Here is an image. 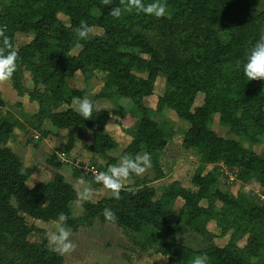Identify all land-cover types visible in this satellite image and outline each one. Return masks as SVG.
I'll use <instances>...</instances> for the list:
<instances>
[{"label": "trees", "instance_id": "1", "mask_svg": "<svg viewBox=\"0 0 264 264\" xmlns=\"http://www.w3.org/2000/svg\"><path fill=\"white\" fill-rule=\"evenodd\" d=\"M164 1L175 10L171 22H174L175 31L178 30V42L163 41L158 44L159 47H155L136 28L149 15L137 8L131 13H124L131 0H15L9 5H3L0 1V33L9 38V43L17 52L16 69L7 80L12 82L20 96L24 95L27 91L24 68H27L33 76L35 87L41 85L45 88L44 92L36 90L30 93V99L38 102L41 108L36 118L50 119L58 127H64L65 121L86 125L95 134V143L100 145L110 141L106 133L111 118L109 110L100 109L94 103L97 110L87 120L71 110L57 116L52 113L54 105H70L73 99L82 97L77 90L71 91L69 97L65 95L66 80L78 71H105L106 89L131 99L140 111L146 112L143 99L153 95L156 79L163 74L167 79L166 90L158 100V108L168 107L191 124L184 146L197 148L203 165L227 160L241 167L240 177H244L243 171L246 179L253 178L264 187V155L259 156L244 149L235 140L219 137L209 126L212 115L219 113L221 123L238 136L251 140L264 136V92L259 88L264 81H248L242 68L249 50L264 31V11H259L253 0ZM113 8L121 10L119 17L110 14ZM59 14L67 16L69 27L60 26ZM81 20L92 28H101L104 34L101 37L90 34L87 39H77L74 29ZM162 20L165 22L163 25L168 26V22ZM18 34L33 35V38L29 43L17 47ZM78 45L82 46L80 53L69 56ZM8 50H4L5 54ZM140 54L148 55L149 61L142 60ZM38 55L41 56V64L35 63ZM135 69L147 73V79L134 75ZM105 93L98 95V98L108 97ZM199 93L204 95L203 104L195 107ZM0 106H4L1 99ZM16 126V122L0 121L1 145L10 141ZM167 138L165 128L144 116L134 141L122 156L134 158L144 150L150 154L151 162L158 166L154 155L165 147ZM25 181L26 173L19 159L7 148H0V222L22 220L17 215L18 209L10 203L12 197L20 203L19 210L27 214L36 215L34 206L40 197L48 199L62 213H68L65 206L73 198L67 195L75 197V192L62 182V177H58L52 185L41 184L33 190L26 186ZM214 181L212 173L202 176L198 172L193 178L199 188L197 194L185 189H172L159 201L154 200L153 188L122 186L119 199L112 196L89 206L87 209L91 214L80 221L89 223L96 215L103 214L105 208H109L115 214L113 221L117 225L136 233L155 228L162 233L160 246L172 253L173 261L176 264H191L195 252L177 239L168 222L174 201L182 197L185 204L179 222H185L202 232L205 225L215 219L220 226H224V230L236 227L237 232L242 231V235L250 231L249 244L245 249L229 244L225 249L204 251L208 264H252L260 256L259 252L264 250V204H250L244 195H240L239 200H233L220 189L213 190ZM61 197L64 199L59 201ZM201 197L208 200L210 206L207 209L199 206ZM217 203H221V208L217 207ZM22 227L25 229L24 225ZM3 238L7 240L6 236ZM23 254L29 260L16 261L17 258L14 260L0 254V264L63 262L56 252L40 249L36 245L25 247Z\"/></svg>", "mask_w": 264, "mask_h": 264}, {"label": "rangeland", "instance_id": "2", "mask_svg": "<svg viewBox=\"0 0 264 264\" xmlns=\"http://www.w3.org/2000/svg\"><path fill=\"white\" fill-rule=\"evenodd\" d=\"M0 1L3 5H9L15 0ZM253 1L259 11H264V0ZM145 2L148 5L156 0H140L141 5ZM160 2L166 5L164 16L156 17L147 14L150 17L146 19L145 15V19L136 25L137 30L143 32L155 47L163 41L178 42L176 39L178 30L175 31L174 22H171L175 17V10L169 7L164 0ZM134 8L137 7L127 6L124 8V13H131ZM58 18L60 26H70L67 16L59 14ZM162 19L168 22V26L163 25L165 22ZM92 29V36L101 37L104 34L101 28ZM32 38L33 35L18 34L16 46H23ZM81 50L82 46L78 45L72 49L69 56H77ZM40 57L38 55L35 59L36 64L42 63ZM140 57L146 61L150 59L145 54H140ZM133 74L138 78L147 79V73L141 69H135ZM106 77L107 72L101 70L88 69L86 73L78 71L66 80L64 87L67 97L70 96L71 91L77 90L81 92L82 97L92 100L98 108L111 112L110 122L106 127L110 141L102 142L100 145L95 143L96 136L86 125L70 124L65 121L63 122L66 124L63 125L64 127H58L50 119L38 120L36 118L41 108L38 102L30 99V93L36 90L44 92L45 88L41 85L38 88L35 87L33 76L27 68H24V85L27 91L22 96L13 88L11 81H0V99L4 103V106H0V121L6 119L17 123L10 141L6 145L0 144V148H7L19 159L23 172L26 173V186L30 190L41 184L52 185L56 183L58 177H62V182L75 192V197L72 194L67 195L73 198L65 206L68 213H62L59 208L56 209L51 205L48 199L44 200L40 197L37 205L34 206L36 215L27 214L26 211L19 210L20 203L12 197L10 203L13 208L18 209L17 215L22 220L11 222L8 219L0 222L2 226L0 228V254L10 256L14 260L17 258L16 261H18L20 259L29 260L23 254L27 246L36 245L40 249L50 250L47 233L53 231L56 224H62L70 231V239L75 245L70 253L61 254L54 251L63 258L62 264H176L172 253L160 246L162 233L155 228H146L136 233L117 225L114 221L106 220L104 214L96 215L89 223L80 221L85 215L91 214L87 209L89 206L112 198L111 190L104 188L102 183H98L93 173L87 168L94 167L99 173L106 171L112 165H117L123 158L122 153L134 141L138 125L144 116H148L159 126L165 128L168 133L166 145L154 155L158 166L152 162L151 167L147 168L144 173L139 175L130 173L122 186L153 188L154 200L159 201L172 189H185L192 194H197L199 188L193 182L194 176L198 172L202 176L212 173L215 177L213 190L220 189L233 200H239V196L244 195L250 204H264L263 185L253 178L246 179L247 175L243 171L244 177H240L241 167L223 159L203 165L199 150L184 146L183 142L191 124L181 119L174 110L168 107L158 108V100L166 90L165 75L160 74L157 77L153 95L143 99V105L147 108L146 112L140 111L131 99L120 97L111 89H106ZM259 88L264 92V85H260ZM103 92H106L108 97L98 98V95ZM203 100L204 95L199 93L195 107L201 106ZM52 108L55 116L65 114L69 110L78 114L73 102L70 105L59 103ZM56 119L60 120L58 117ZM220 119V114L215 113L209 122L210 128L219 137L235 140L244 149L253 151L259 156L264 155V136L259 137L258 140L242 138L230 127L223 125ZM143 153L145 151L141 150L139 154ZM201 166H203L202 169ZM63 196L65 198V194ZM64 198L61 197L59 201ZM184 204L185 200L182 197L176 198L171 207L168 222L177 239L193 250L195 256L211 248L225 249L229 244L239 249H245L248 246L250 231L242 235V231L237 232L236 227L224 230V226H220L215 219L210 220L202 232L188 226L185 222H179ZM217 204V207L221 208V203ZM199 206L207 209L210 205L206 198L201 197ZM37 215L42 217H37ZM61 217H63L62 220ZM18 223L21 227L24 225L25 229L21 228ZM4 236L7 240L3 238ZM259 253L260 256L255 258L252 264H264V250ZM34 264H38V261Z\"/></svg>", "mask_w": 264, "mask_h": 264}, {"label": "clouds", "instance_id": "3", "mask_svg": "<svg viewBox=\"0 0 264 264\" xmlns=\"http://www.w3.org/2000/svg\"><path fill=\"white\" fill-rule=\"evenodd\" d=\"M133 5L139 11L156 17H161L166 14V5L160 2V0H156V2L146 6L141 5L140 0H131L128 7L131 8ZM110 14L114 17H119L121 10L119 8H113ZM92 32V27L83 20L74 29L77 39H87ZM0 37H2V47H0V81H5L11 78L16 69L17 52L9 43L7 36L0 33ZM5 49H9L6 54ZM242 68L243 74L247 77L248 81H264V31L260 33L258 40L249 50ZM73 103L76 106L77 113L85 120L91 117L94 110H97L94 102L88 97L76 98ZM151 163L150 154L147 152L138 154L134 158L124 156L117 165H112L106 171H101L96 174L95 180L98 183H102L104 188L111 190L113 198L119 199L123 182L129 177L130 173L142 174L147 168L151 167ZM103 214L106 220H115V214L111 209L105 208ZM62 219L63 217H61ZM70 235V231L65 226L56 224L55 229L47 233L50 250L58 251L61 254L73 251L75 245L70 239ZM191 264H208V257L206 254L197 255L192 258Z\"/></svg>", "mask_w": 264, "mask_h": 264}, {"label": "built area", "instance_id": "4", "mask_svg": "<svg viewBox=\"0 0 264 264\" xmlns=\"http://www.w3.org/2000/svg\"><path fill=\"white\" fill-rule=\"evenodd\" d=\"M87 169H90V172H92L94 176H95L96 174H98L97 170H95L94 167L87 168Z\"/></svg>", "mask_w": 264, "mask_h": 264}, {"label": "crops", "instance_id": "5", "mask_svg": "<svg viewBox=\"0 0 264 264\" xmlns=\"http://www.w3.org/2000/svg\"><path fill=\"white\" fill-rule=\"evenodd\" d=\"M108 127V126H107ZM108 129V128H107Z\"/></svg>", "mask_w": 264, "mask_h": 264}]
</instances>
